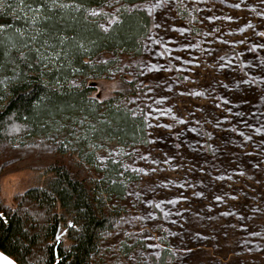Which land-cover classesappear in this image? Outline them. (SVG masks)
I'll return each instance as SVG.
<instances>
[{"label": "rangeland", "instance_id": "1", "mask_svg": "<svg viewBox=\"0 0 264 264\" xmlns=\"http://www.w3.org/2000/svg\"><path fill=\"white\" fill-rule=\"evenodd\" d=\"M120 6L94 14L107 25ZM141 7L152 18L142 52L104 54L109 71L91 79L99 99L133 79L123 103L144 106L148 129L146 143L98 142L100 166L114 158L137 177L110 197L125 214L94 263L264 264V0ZM46 177L18 168L1 177L0 194L13 205Z\"/></svg>", "mask_w": 264, "mask_h": 264}, {"label": "trees", "instance_id": "2", "mask_svg": "<svg viewBox=\"0 0 264 264\" xmlns=\"http://www.w3.org/2000/svg\"><path fill=\"white\" fill-rule=\"evenodd\" d=\"M0 1V179L25 167L47 174L13 205L0 194V250L18 264H95L125 214L110 197L135 175L114 158L100 166L98 142L146 143L148 129L144 106L123 103L133 79L106 99L91 79L109 71L104 54L142 52L149 0ZM112 3L121 6L105 25L94 12Z\"/></svg>", "mask_w": 264, "mask_h": 264}, {"label": "water", "instance_id": "3", "mask_svg": "<svg viewBox=\"0 0 264 264\" xmlns=\"http://www.w3.org/2000/svg\"><path fill=\"white\" fill-rule=\"evenodd\" d=\"M4 257L7 258V260L12 261L13 264H18L13 258H11L9 255L5 254L2 250H0V264H5Z\"/></svg>", "mask_w": 264, "mask_h": 264}, {"label": "snow or ice", "instance_id": "4", "mask_svg": "<svg viewBox=\"0 0 264 264\" xmlns=\"http://www.w3.org/2000/svg\"><path fill=\"white\" fill-rule=\"evenodd\" d=\"M104 63H107V61H104ZM93 100L95 101V98H93ZM95 102H101V103H102V101H95ZM218 199H219V197H218ZM157 206H158V205H157ZM69 227H74V225H71V224H70ZM59 239H60V237L58 236V237H57V240H59ZM3 259H4V261H5V264H13V262L7 260L6 257H4ZM57 264H59V261H57Z\"/></svg>", "mask_w": 264, "mask_h": 264}]
</instances>
